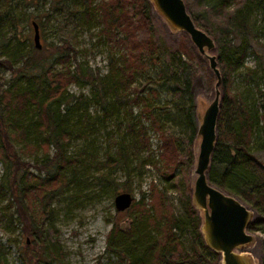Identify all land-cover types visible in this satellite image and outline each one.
Masks as SVG:
<instances>
[{
  "label": "trees",
  "instance_id": "obj_1",
  "mask_svg": "<svg viewBox=\"0 0 264 264\" xmlns=\"http://www.w3.org/2000/svg\"><path fill=\"white\" fill-rule=\"evenodd\" d=\"M183 1L195 25L213 38L217 68L225 85L230 71L243 62L246 36L255 30L264 33V24H255V20L249 19L252 8L261 9L264 14V0ZM148 3V0H0V219L5 215L12 222L15 213L21 231L34 240L40 239L43 245L38 256L42 259L34 258V264L46 259L50 263L55 258L50 254L55 246L49 240V227L43 229L42 218L33 213L30 194L38 197L40 212L45 217L49 200L56 198L71 182L79 183L78 176L86 168L96 173V179L109 185L106 189L111 196L121 191L108 169L118 164L126 167L129 162L133 166L148 163L149 158L140 157L142 151L150 152L147 125L159 139L157 157L161 168L156 166V160L150 164L167 181L165 188H174L181 196L189 243L184 246L175 230L176 218L165 189L156 188L152 182L147 206L143 201L145 194L140 191L139 198L131 199L128 207L114 208L116 213L129 215L130 221L126 227L115 222L111 225L106 245L117 259L108 264L217 262L216 253L204 244L187 184L192 161L190 144L196 129L189 90L195 68L193 58L180 47L170 48L155 42ZM63 8L72 23L67 33L61 31V27H66L63 22L55 31L57 42L39 40L36 47L28 30H22L21 22L27 25L29 21L32 28L31 21H34L42 38L48 19L55 12L62 13ZM91 25L97 26V41L104 42L109 50L107 70L103 74L97 68L89 69L86 61L76 59L75 41L69 35L74 27L88 29ZM239 36L241 40L236 43L235 38ZM160 59L170 67L168 79L176 85L173 93L180 102L173 105L171 113L179 134L170 129L172 125L167 117L153 111L154 105L141 93L146 83L161 82L163 78H146L139 85L134 82L149 62H160ZM56 64L62 68H54ZM5 70L10 73L8 77L3 74ZM204 81L208 85L211 77L205 76ZM70 83L86 84L88 92H69L66 87ZM138 103L140 117L147 125L132 114V105ZM167 105L165 102L158 107ZM120 106H124L125 113L119 110ZM90 107L95 115L100 114V120L112 121L115 130L109 135L114 132L110 139H115V150L109 149L108 142L104 148L96 146L95 139H89L95 129L92 124L88 125ZM245 113L237 115L234 129H224L218 121L207 177L212 184L256 210L258 215L247 224V229L264 235V164L254 156L250 139L253 126L261 131L262 125L257 126V118ZM81 137L87 139L82 150L77 149L75 154L66 151L72 141ZM255 148H264V135ZM38 149L39 157L36 156ZM29 154H32L31 162ZM30 166L44 170L42 176L33 174ZM127 180L124 189L131 192ZM23 244L28 251L25 239ZM261 252L264 264V236ZM4 254L0 242V264ZM20 255L25 261V256Z\"/></svg>",
  "mask_w": 264,
  "mask_h": 264
},
{
  "label": "rangeland",
  "instance_id": "obj_2",
  "mask_svg": "<svg viewBox=\"0 0 264 264\" xmlns=\"http://www.w3.org/2000/svg\"><path fill=\"white\" fill-rule=\"evenodd\" d=\"M148 2L149 15L152 21V37L155 42L158 44L161 43L170 48L180 47L185 51H189L193 58L195 68L191 75L189 90L193 104V117L197 125L201 119L204 108L214 96V74L208 66L207 58L196 50L188 35L183 30L171 26L163 15L153 6L151 1L148 0ZM61 5L65 6L66 2ZM29 10L34 11V9ZM66 15L67 11L65 8H63L62 13L55 12L54 17L49 18L45 24L42 38L38 36V40L45 43H48V41L57 42V34L55 33L56 29L60 28L62 23L65 22L66 27L64 29L61 27V31L65 30L64 33H67L66 29L72 24ZM263 16L264 14L261 9L252 8L250 10L249 19L255 20V24H264ZM26 23L27 25H25V22H21V24H23L22 30L27 29L28 35L31 37L32 28L29 21ZM86 28L87 27L84 26L77 28L74 27L72 31H70L71 34L68 32L69 35H71V40L75 41V49L77 50L76 59L79 60V62L86 61L89 69L93 71V68H97L99 73L103 74L107 70L106 60L109 52L108 47L104 42L97 41V26L91 25L88 29ZM19 36H23V34L19 33ZM235 40L237 41L236 43H238L241 40L240 36L236 37ZM244 40L247 41V45L244 49L242 64L230 71L228 77L229 80L225 85L222 80L219 79L216 86L219 107L216 119L215 136L219 120L224 129H234L236 128L237 115L243 114V112H246V115L252 114L255 116L257 118V126H263L264 123V33L255 30L252 32V35L249 33ZM47 47L50 49L49 45ZM206 52L214 54L216 57L215 45L206 50ZM72 63L73 62H70L71 65ZM54 68L61 69L62 67H60L59 64H56ZM169 70L170 67L168 68L167 63L163 59H160V62L151 61L144 71L136 77L134 82L136 85H139L146 78H163L161 82L150 81L146 83L143 86L141 93L149 99L150 105H154L153 111L159 112L162 117H167L170 120V125H172L170 129L179 134V127L173 124L175 119H173L174 114L171 112L174 110L173 105L178 104L180 101L179 97L173 93L176 89V85L170 78L168 79ZM3 74L5 77L10 75L8 70H5ZM207 75L211 77V82L208 85H206L204 81V78ZM66 89L74 94L81 91L84 93L88 92L86 84L78 85L76 83H70ZM230 95L233 98H231ZM165 102L168 103L166 107H158ZM139 106L140 103L132 105V114L135 117H140ZM241 108L243 110H241ZM119 110L124 112V106H120ZM168 110L170 111L168 112ZM88 112V115L91 116L88 125L92 124L95 128L92 129L94 134L91 133L89 139H93V141L95 139L94 144L98 147L103 146L104 148L107 147V144L105 143L108 142L109 149L115 150V139H110L114 132L109 135L114 129L112 121H109L108 118L100 120V114H98L99 116L95 115V110L91 107ZM140 118L142 122L147 125V121L144 120L143 117ZM94 121L100 122L101 124L95 123ZM85 123V126H87V122ZM82 125H84L83 122L81 126ZM147 129L150 152L142 151L140 157L149 158L148 163L141 166L138 165L139 163H136L137 165L133 166V162H129V165L126 167L125 165L118 164V166L108 169L110 176L114 178L115 182H117L119 188L122 189L121 191H125V179L128 178L126 182L131 189L130 193L132 195V200H137L140 196V191H143L145 194L143 199L145 206H147L150 201L148 189L152 182L155 184L156 188L160 190L165 189V194L172 204L173 214L176 218L177 226L175 227V230L179 234V237H181L184 246H187L189 243V234L184 227V224L187 221V215L181 201L179 200L181 196L179 197L176 189L165 188L167 186V181L164 180L158 170L150 164L152 160H156V166L161 168V160H158L157 157V153L160 151L158 147L159 139L155 135V132L153 133L150 130L148 125ZM263 135L264 133L262 129L260 131L253 126L250 136L252 141L251 147L254 146L253 154L264 164V148H255L256 145H260ZM83 141H87V139L81 137V139L72 141L71 144L66 147V151L72 152L73 154L77 153V149H83ZM198 142L199 135L195 132L190 144L192 161L188 169L187 184L189 198L191 199L194 211L201 222V209L193 204L191 197L192 181L194 178L192 166L195 160ZM29 155L31 157L28 158V161L31 162L32 154ZM40 155L41 152L38 149L36 156L39 157ZM210 162L211 155L206 169V176ZM79 166L80 164L77 168ZM29 170H31L33 174H38L40 176H42L44 172V170H38L33 166H30ZM103 172L106 173L105 170ZM78 173H80V168ZM95 176L96 173L90 172V168L84 169L83 175L78 176L80 184L78 182H71L68 186H65L62 189L56 198L54 196L49 200L48 204L45 205V217H43L40 212L41 206L38 197L34 193L30 194L33 213H37L38 216L42 218L41 226L43 229L47 230L49 227V240L53 242L55 246V249L50 253L54 255L55 258H53L50 263L47 259L45 261L39 260V264H108L109 261H115L117 259V257L107 248L106 236L113 222L121 227H124V225L126 227L127 223L130 221V216L126 215L125 212H114L112 201L113 195L111 196L108 189H106L109 188V185L106 184L105 181H99ZM212 177L215 178V175ZM241 202L249 206L247 203L243 201ZM254 215L255 213L252 212L250 218L254 217ZM12 218V222H8L5 215L0 219V242L5 251L3 264H34V258H40L38 253L41 251L42 243L40 239L34 240L30 234L21 231L15 213L12 215ZM200 222L199 229L202 232ZM250 233L252 234V239L241 246L242 248H237L236 251L247 259V264H259L262 255L261 240L264 235L260 231H250ZM24 239L27 242L28 251L25 248L26 245L23 244ZM214 252L217 255L216 264H219L218 253L216 251ZM21 253L25 256V261L20 255ZM30 254L33 255V257ZM26 257L32 259L28 260Z\"/></svg>",
  "mask_w": 264,
  "mask_h": 264
},
{
  "label": "water",
  "instance_id": "obj_3",
  "mask_svg": "<svg viewBox=\"0 0 264 264\" xmlns=\"http://www.w3.org/2000/svg\"><path fill=\"white\" fill-rule=\"evenodd\" d=\"M153 6L163 15L167 22L183 30L196 50L208 60L214 80V96L203 110L195 132L199 142L192 166L194 178L191 197L193 204L202 210L201 230L205 244L218 253L219 264H247V259L235 249L252 239L246 230L249 219V208L236 197L223 192L208 181L206 169L215 141V128L219 107L216 86L220 79L217 61L214 54L206 50L214 46V40L193 22L183 0H150ZM34 45L39 47L38 29L31 21ZM264 133V123L262 126ZM132 195L128 191H119L113 195L114 208L122 210L131 203Z\"/></svg>",
  "mask_w": 264,
  "mask_h": 264
},
{
  "label": "flooded vegetation",
  "instance_id": "obj_4",
  "mask_svg": "<svg viewBox=\"0 0 264 264\" xmlns=\"http://www.w3.org/2000/svg\"><path fill=\"white\" fill-rule=\"evenodd\" d=\"M223 191V190H222ZM223 192H225V191H223ZM226 193V192H225ZM228 194V193H227ZM231 195V194H230ZM232 196H234V197H236L235 195H232ZM237 198V197H236ZM238 199V198H237ZM239 201H240V199H238ZM245 205V204H244ZM247 206V205H246ZM248 208H249V210H250V213H249V219H248V223L250 222V221H253L256 217H257V212H256V210L255 209H253L252 207H250V206H247ZM252 212H254L255 213V215H254V217H252V218H250V215H251V213ZM201 217H202V210H201ZM202 221V220H201ZM247 223V224H248ZM200 225H201V222H200ZM246 230L250 233V231L247 229V225H246ZM199 231H200V229H199ZM201 232V231H200ZM201 235H202V238H203V234H202V232H201ZM252 235V234H251ZM204 240V239H203ZM247 243V242H246ZM245 244V243H244ZM244 244H242V245H239L237 248H242L241 246H243ZM236 248V249H237ZM236 249H235V251H236ZM261 255V254H260ZM259 264H262V255H261V259H260V263Z\"/></svg>",
  "mask_w": 264,
  "mask_h": 264
}]
</instances>
